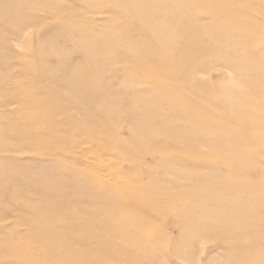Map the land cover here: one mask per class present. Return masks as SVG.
<instances>
[{
	"label": "rangeland",
	"instance_id": "obj_1",
	"mask_svg": "<svg viewBox=\"0 0 264 264\" xmlns=\"http://www.w3.org/2000/svg\"><path fill=\"white\" fill-rule=\"evenodd\" d=\"M0 264H264V0H0Z\"/></svg>",
	"mask_w": 264,
	"mask_h": 264
}]
</instances>
